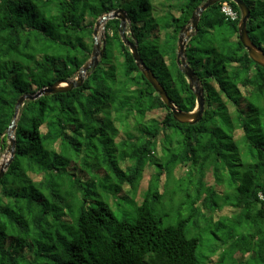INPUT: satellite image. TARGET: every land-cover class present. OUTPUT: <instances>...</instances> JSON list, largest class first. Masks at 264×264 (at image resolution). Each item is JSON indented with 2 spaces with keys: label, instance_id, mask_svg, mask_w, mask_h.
<instances>
[{
  "label": "trees",
  "instance_id": "16d2710c",
  "mask_svg": "<svg viewBox=\"0 0 264 264\" xmlns=\"http://www.w3.org/2000/svg\"><path fill=\"white\" fill-rule=\"evenodd\" d=\"M207 1L0 0V165L18 101L75 79L91 59L96 24L118 10L145 65L192 113L178 42ZM243 1L249 36L264 52V0ZM222 4L202 15L187 45L205 90L197 125L174 120L117 19L106 24L104 55L81 88L24 104L0 180V264H264V68ZM225 208L234 213L220 216Z\"/></svg>",
  "mask_w": 264,
  "mask_h": 264
},
{
  "label": "water",
  "instance_id": "95a60500",
  "mask_svg": "<svg viewBox=\"0 0 264 264\" xmlns=\"http://www.w3.org/2000/svg\"><path fill=\"white\" fill-rule=\"evenodd\" d=\"M224 1H231L235 3L239 8L241 13V19L238 27L239 40L247 51L250 59L256 65L264 68V52L254 44L248 33V22L251 19V9L247 6V4L243 0H208L204 5H202L194 12L190 24L182 31L179 37L177 64L182 74L186 77L187 82L190 85V90L194 93L197 102L196 109L192 113H185L173 103L172 99L156 79L153 72L145 65L138 51V43L129 41L127 37V27L130 23V20L126 12L123 10H118L112 14L104 15L95 26L94 50L91 55V59L78 72L76 78L65 82H58L52 87L41 90L35 96L29 94L25 95L18 101L15 108L14 118L7 132L8 143L10 146L7 150V153L10 158L5 166H3L2 163L0 165V180L4 177L15 156L17 122L20 111L23 108L24 104L27 101H36L41 97L65 94L72 92L74 89L81 88L84 85L85 80L90 76V72L98 67L100 59L104 55L105 40L100 43L98 34L101 28L105 29L106 24L110 20L117 19L121 22L119 33L123 43L130 50V53L132 54L136 65L138 66L139 70L142 72L146 80L159 95L166 107L172 112L174 120L181 125L194 126L200 123L205 114V90L202 86V83L200 82V79L187 63L186 50L189 41L198 34V27L202 15L211 7Z\"/></svg>",
  "mask_w": 264,
  "mask_h": 264
},
{
  "label": "rangeland",
  "instance_id": "374dc122",
  "mask_svg": "<svg viewBox=\"0 0 264 264\" xmlns=\"http://www.w3.org/2000/svg\"><path fill=\"white\" fill-rule=\"evenodd\" d=\"M128 31H129V25H128V27H127V32H128ZM98 38H99L100 43H102V42L105 40V29L101 28V30L99 31V34H98ZM159 115H160V119H162V117L165 116V114H163V115L158 114V115H155V117L159 118ZM240 136H241V133L238 132V133H237V139H239ZM161 147H162V146H161ZM160 149H161V148H160ZM158 151H159V150H158ZM159 153L161 154V151H159ZM4 155H5V156H9L8 153H7V151L3 154V157H4ZM3 157H2V158H3ZM9 158H10V157H9ZM180 171H181V172H180ZM180 171H179L180 173H178V175H180V176L184 175V173L186 172V170H185V171L180 170ZM150 177H151V171L148 170V171L145 173V175H144V180H143V182L141 183V186H140L139 191H138L137 200H138L139 202L142 201V194H143V192H144L145 190H147V188H148V184H149V181H150ZM213 184H214V178H213L212 176H210V177L208 178V185L211 186V185H213ZM218 194H219V195H222V194H223V193L221 192L220 189H219V191H218ZM166 199H169V196H167ZM124 202H125V201H123V204H122V207H121L122 211H124V212L128 213L129 215H131V211H130V209H131V205H127V204H125ZM114 210H116V209L114 208ZM233 213H234V210H231V209L225 208V209L223 210V212L221 213L220 216L231 215V214H233ZM116 214L118 215L117 212H116ZM208 247H210V245H208ZM253 264H259V263H258V262H254Z\"/></svg>",
  "mask_w": 264,
  "mask_h": 264
},
{
  "label": "built area",
  "instance_id": "2783aa9c",
  "mask_svg": "<svg viewBox=\"0 0 264 264\" xmlns=\"http://www.w3.org/2000/svg\"><path fill=\"white\" fill-rule=\"evenodd\" d=\"M222 12L226 18L232 22H236L240 19L239 14L227 2H223ZM260 199H263L261 195Z\"/></svg>",
  "mask_w": 264,
  "mask_h": 264
},
{
  "label": "bare ground",
  "instance_id": "6f19581e",
  "mask_svg": "<svg viewBox=\"0 0 264 264\" xmlns=\"http://www.w3.org/2000/svg\"><path fill=\"white\" fill-rule=\"evenodd\" d=\"M9 161V156H5L2 158L1 163L3 166H5Z\"/></svg>",
  "mask_w": 264,
  "mask_h": 264
}]
</instances>
